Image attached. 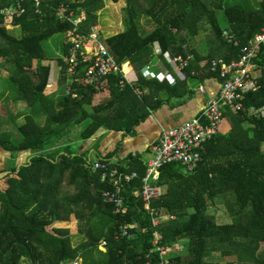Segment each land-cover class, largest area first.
<instances>
[{
	"label": "trees",
	"instance_id": "obj_1",
	"mask_svg": "<svg viewBox=\"0 0 264 264\" xmlns=\"http://www.w3.org/2000/svg\"><path fill=\"white\" fill-rule=\"evenodd\" d=\"M106 1L120 0L70 1L76 13L84 10L87 14L83 32L98 24V12ZM144 1L146 6H141L140 0H126L123 31L102 36L118 64H131L137 76L132 84L126 80L121 83L122 74L113 73L97 90L85 80L86 68L81 65L79 80L71 82L67 94L68 75L62 57L69 46L65 43L57 58L62 67L59 91L45 94L50 66L43 64L48 59L44 42L54 33H66L73 27L55 15V8L68 0H47L42 15L29 7L27 14L13 21L20 31L18 36L8 31L4 11L9 3L0 0V59L12 62L5 85L12 99L26 103L27 110L24 124L14 123L15 131L0 132V148L14 160L2 169L10 173L0 178L6 181L5 189L0 186V264H59L79 255L83 264H140L151 248V217L136 195L141 179L133 181L125 192L128 212L115 214L113 206L102 199L107 185L99 172L91 170L89 158L78 148L102 128L134 133L137 125L167 102L160 98L161 90L167 89L168 98H172L181 94L182 88L189 89L185 79L170 85L166 80L143 76V67L153 59L155 43L162 57L168 53L189 58L184 68L187 76L204 59L206 70L217 76L210 70L212 59H237L240 47L223 38L216 11L223 10L226 28L243 45L264 25V0ZM143 15L155 25L148 33L141 31ZM205 22L210 24L206 36L209 51L203 54L196 48V36ZM254 62L261 71L260 87L245 95L241 111L228 113L230 131L206 144L194 171H187L179 163L160 169L158 183L166 187V192L151 205L175 216L158 227L163 242L180 241L185 245L174 261L220 264L208 259L219 251L228 258L226 264H264V47ZM134 86L144 94L139 96ZM100 91H108V97L95 104L94 97ZM79 127L77 133L72 132ZM24 152L29 155L17 169L16 159ZM145 170L146 166L140 176ZM214 196L225 198L230 223H218L208 212V202ZM73 217L84 225L79 232L83 240L77 246L71 243L68 228L56 232L47 229L56 221ZM120 223L135 225L131 231L137 236L116 239ZM102 239L107 241L105 252L98 248Z\"/></svg>",
	"mask_w": 264,
	"mask_h": 264
},
{
	"label": "built area",
	"instance_id": "obj_2",
	"mask_svg": "<svg viewBox=\"0 0 264 264\" xmlns=\"http://www.w3.org/2000/svg\"><path fill=\"white\" fill-rule=\"evenodd\" d=\"M9 6L5 8L6 27L14 26L13 21L27 14L31 7L35 14H43V6L47 0H5ZM70 1L62 2L55 8L56 17L62 21H69L73 27L66 31V43L69 46L68 53L63 55L62 60L66 65L68 81L66 93H70L72 81H78L79 68L85 65L84 77L88 84L100 90L107 84L108 76L113 73L122 74L124 80L132 84L130 77L132 66L129 61L118 64L113 54L102 39L99 28L93 26L90 31H82V23L87 14L84 10L76 13L71 7ZM15 27V26H14ZM223 38L230 44L240 47V55L237 59L226 61L224 58L212 59L210 70L221 79V86L217 96L210 98L200 115L195 116L176 126H162L160 136L151 145L150 157L146 162V170L143 176L136 170L128 171L119 164L104 159L88 161L93 171L100 173V179L107 185L102 192L105 203L113 206V212L124 215L129 206L125 197L127 187L136 179H141L138 196L144 203V208L150 214L151 225L154 229L152 246L145 252L140 264H182L174 261L176 253L182 252L185 245L180 241L165 243L162 241V233L158 230L159 225L175 216L167 212H159L151 202L164 194L163 185L159 184L160 169L170 163H179L187 171H194L202 160V153L206 144L220 133L225 114L228 111L237 113L243 108V100L248 92L259 89V77L261 73L256 70L254 59L264 47V25L261 30L241 45L235 35L228 29H222ZM169 57V56H168ZM179 78H185L184 68L188 66L189 58L177 55L169 58ZM60 66V70H61ZM128 69V70H127ZM258 69V68H257ZM171 83L177 78L163 72ZM203 90L202 87H200ZM135 91L141 96L142 90L135 87ZM73 96H77L73 93ZM264 112V110L262 111ZM135 225L120 223L115 231V238H135L137 234L131 229ZM98 248L106 251L107 241L102 239ZM142 257V256H141ZM59 264H83L79 255L70 261Z\"/></svg>",
	"mask_w": 264,
	"mask_h": 264
},
{
	"label": "crops",
	"instance_id": "obj_3",
	"mask_svg": "<svg viewBox=\"0 0 264 264\" xmlns=\"http://www.w3.org/2000/svg\"><path fill=\"white\" fill-rule=\"evenodd\" d=\"M109 2L111 1H106L105 3H109ZM99 14L100 11L98 12V15ZM97 27L99 28V30L102 29L99 24H97ZM116 28H117L116 31L112 34H108V36L123 31L124 26L122 19L120 20L119 24L116 25ZM196 41H197L196 48L198 51H200L203 54L209 51V46L206 42V38L199 41L196 37ZM65 43L66 41L64 42L63 47L65 46ZM170 57L171 55H169L168 53H165L164 56L162 57L160 52V46L157 43H155L153 59L150 61L149 64L143 67L142 69L143 76L147 79L158 78L160 81L166 80L170 85L176 84L177 81L175 83H171L166 77L162 76L164 75L163 72L167 71L168 74L174 76L177 79H181L179 78L173 64L170 63L169 61ZM206 62L207 60L205 59L201 60L196 65H194V68L191 71L190 75L188 76L186 74L184 75L185 76L184 79L186 80L185 86L189 89L183 90L182 88L183 92L181 94H177L172 98H168L167 89L161 90L159 92V96L164 100L167 99V102L161 105L158 109L152 111L151 114L143 122L137 125L135 127L134 133L131 134L123 130H109L102 128L92 138L80 144L78 148L79 152L80 153L89 152L88 154H90V152H94L97 154V158L95 160L104 159L113 163H117L122 168L128 171L136 170L138 173L141 172L144 169V166H146V162L150 157L151 145L155 141H157L160 136L161 127L176 126L183 123L184 121H187L195 116L200 115L206 105V102L210 98L217 96L221 86V79L218 76L213 75L208 70H206L208 67ZM43 64H47L50 66V64H48L46 61H43ZM53 67L54 68L52 69V65L50 66V76L47 87L45 89V94H55L58 93L59 91L58 80L60 77L61 70H60V65L58 63V59L55 60ZM255 71L261 73L260 69L256 68ZM130 77L132 78L133 82L137 78L136 73L133 71V69L130 74ZM200 87H202L203 90H201ZM142 92L144 94V91ZM146 92H148L147 89L145 90V93ZM4 95L5 97H10L11 100H13L10 95L9 89H7ZM106 97H108V91H100L95 95L94 103L97 104ZM26 112H27L26 106L21 112H18L21 113L20 116H22L21 118L23 119L19 124L16 123L17 125H22L25 123ZM230 112L231 111L226 112L225 119L221 125V130L219 134H226L230 131L231 122L228 117L229 116L228 113ZM215 150L216 149H214V151ZM0 155L4 156L7 159L8 158L12 159V156L9 152H4V153L1 152ZM28 155L29 152H24L19 154L16 159V162L21 164L22 161L25 160ZM88 158L90 159V157ZM164 188H165L164 189L165 190L164 193H165L166 187L164 186ZM137 192L136 195H138ZM72 220H70L73 223L72 226L76 227L77 222H74V220L77 221V219L73 217ZM60 221L66 222L67 220H60ZM230 222H225V223H230ZM66 228H70V227H66Z\"/></svg>",
	"mask_w": 264,
	"mask_h": 264
},
{
	"label": "rangeland",
	"instance_id": "obj_4",
	"mask_svg": "<svg viewBox=\"0 0 264 264\" xmlns=\"http://www.w3.org/2000/svg\"><path fill=\"white\" fill-rule=\"evenodd\" d=\"M233 1V0H230ZM141 6H146L147 3L144 0H140ZM126 6V0H121L118 2H109L105 3V6L100 10V14L98 15V24L101 26V36L105 37L108 36V34H112L116 31V25L119 24L120 20L123 18L124 8ZM219 23L221 27L226 28L228 25L226 16L223 12V10H217L216 11ZM140 25H141V31L143 33H148L154 28V23L151 19H148L145 15L141 16L140 18ZM7 29L10 33L14 35H20V31L18 28L14 26H7ZM210 31V24L205 22L201 28V32L199 35H197V39L201 41L202 39H205L207 34ZM66 41V33L63 32H56L51 37H49L44 42V49L47 54L48 59L45 60L50 66L55 63V60L59 56L62 55L63 51V45ZM12 69V62L10 60L3 61V59H0V132H6V130L9 131H15L14 129V123L19 124L23 118L20 116L21 112L25 106L26 103L24 102H14V100H11L10 97H5L4 93L7 91V87L5 83L7 82L5 78H8L10 75ZM16 124V125H17ZM81 127L75 128L72 132L77 133ZM74 138V134H72ZM4 153L3 149L0 148V153ZM89 153V152H88ZM86 153L87 157H90V161L93 162L97 158V154L94 152H90V154ZM6 154V153H5ZM4 155V154H3ZM90 155V156H89ZM8 156V154H7ZM24 161V160H23ZM14 163L13 157L11 158H5L4 156L0 155V171L4 168H8ZM19 164V163H18ZM17 164V165H18ZM0 186L1 188L5 189L6 187V181L5 179L0 180ZM163 186V190H164ZM165 191V190H164ZM138 194V192H137ZM208 212L212 214L215 217L216 222L225 223L230 222L232 217L231 214L228 211V208L226 207V200L225 198L219 199L216 197L214 200H210L208 202ZM72 220V219H70ZM67 220L65 221H56L53 224L49 225L47 229L50 232H56V229L61 228H68L72 234L71 243L73 246H77L80 244L83 240L82 235L79 234L81 228L84 226L83 221L77 222L76 227L72 226L73 223ZM73 221V220H72ZM209 260H214L220 262V264H226L228 258L223 257L220 255L219 251L213 252L209 257ZM22 264H28L27 262L23 261Z\"/></svg>",
	"mask_w": 264,
	"mask_h": 264
},
{
	"label": "water",
	"instance_id": "obj_5",
	"mask_svg": "<svg viewBox=\"0 0 264 264\" xmlns=\"http://www.w3.org/2000/svg\"><path fill=\"white\" fill-rule=\"evenodd\" d=\"M20 167V163L17 165V169ZM10 173V171L9 170H2V171H0V178H2V177H4V176H6V175H8Z\"/></svg>",
	"mask_w": 264,
	"mask_h": 264
}]
</instances>
